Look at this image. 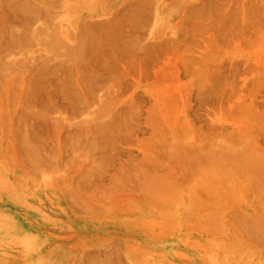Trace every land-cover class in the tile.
I'll return each mask as SVG.
<instances>
[{
    "label": "rangeland",
    "instance_id": "374dc122",
    "mask_svg": "<svg viewBox=\"0 0 264 264\" xmlns=\"http://www.w3.org/2000/svg\"><path fill=\"white\" fill-rule=\"evenodd\" d=\"M0 4V264H264V0Z\"/></svg>",
    "mask_w": 264,
    "mask_h": 264
},
{
    "label": "bare ground",
    "instance_id": "6f19581e",
    "mask_svg": "<svg viewBox=\"0 0 264 264\" xmlns=\"http://www.w3.org/2000/svg\"><path fill=\"white\" fill-rule=\"evenodd\" d=\"M15 1H16V0H15ZM8 2H9V1H8ZM11 2H12V1H11ZM17 2H18V1H17ZM25 2H26V1H25ZM6 3H7V2H6ZM19 3H20V2H18V4H19ZM41 3H42V2H41ZM1 4H2V3H1ZM1 4H0V5H1ZM12 4H13V2H12ZM18 4H15V5H17L19 9H20V7H21L20 4H21L22 7H23V8H22L23 13H21V12L19 11L20 14H25L24 12L26 11L25 8H27V4H26V6H24V2H23V3H20L19 5H18ZM4 5H5V7H6L7 5H10V4L8 3L7 5H6V4H4ZM13 6H14V5H13ZM17 6H16L15 8H17ZM11 7H12V5H11ZM11 7H10L9 12L12 11V10H14V11H12V12H16L17 14L19 13V12H17V11H18V8H17V9H12V10H11ZM24 7H25V8H24ZM12 8H13V7H12ZM0 9H1V8H0ZM6 9L8 10V9H9V6H8V8H6ZM23 9H25V11H24ZM27 9L29 10L28 12H30V13H32V12H31L32 10H34L33 13L35 12V8H34V9L31 8V6L28 7ZM36 9H37V8H36ZM15 10H16V11H15ZM20 10H21V9H20ZM30 10H31V11H30ZM37 10H38V9H37ZM258 11H259V10H258ZM4 12H5V11H4ZM28 12H26L25 15H28V14H29ZM0 13H1V12H0ZM38 13H39V12H38ZM20 14H19V15H20ZM229 15H231V14H229ZM229 15H228V16H229ZM17 16H18V15H17ZM30 16H31V14H29V17H30ZM33 16H34V15H33ZM35 16H37L36 13H35ZM35 16H34V18H35ZM29 17H28V18H29ZM226 17H227V16H226ZM31 18H32V17H31ZM35 19H36V18H35ZM38 19H39V17H38ZM29 20H30V19H28V21H29ZM32 20H33V19H32ZM22 21H24V19H23ZM35 21H36V20H35ZM32 22H34V21H32ZM22 23H23V22H22ZM25 23H26V22H25ZM25 23L23 24L24 26H26ZM86 25H87V24H86ZM28 26H29V25H28ZM89 26H90V25H89ZM85 27H86V26H85ZM38 28H39V27H38ZM56 28L59 29V27H57V26H56ZM83 28H84V26H83ZM92 28H93V27H92ZM92 28H89V29H92ZM12 29H13V28H12ZM28 29H29V28H28ZM30 29H31V28H30ZM32 29H33V28H32ZM32 29H31V30H32ZM81 29H82V28H81ZM87 29H88V27H87ZM89 29H88V32H89ZM96 29H97V27H96ZM18 30H19V28H18ZM18 30H16V31H18ZM31 30H30V31H31ZM33 30H34V29H33ZM36 30H37V29H36ZM38 30H39V29H38ZM40 30H41V29H40ZM16 31H14V32H15V35H16ZM19 31H20V30H19ZM43 31H45V30H43ZM54 31H55V27H54ZM54 31H51V33L54 32ZM56 31H57V30H56ZM81 31H82V30H81ZM83 31H85V30L83 29ZM91 31H92V30H91ZM23 32H24V31H23ZM37 32H38V31H37ZM59 32H60V30H59ZM93 32L96 33V31H94V29H93ZM34 33H36L35 30H34V32H33V35H34ZM49 33H50V32H49ZM54 33H55V32H54ZM56 33H57V32H56ZM31 34H32V33H31ZM36 34H37V33H36ZM52 34H53V33H52ZM82 34H83V32L81 33V35H82ZM84 34H85V33H84ZM84 34H83V35H84ZM37 35H40V33L37 34ZM37 35L34 36V40L36 39ZM42 35H43V34H42ZM42 35H41V36H42ZM50 35H51V34H50ZM54 35H55V34H54ZM57 35H58V33H57ZM88 35H90V34H88ZM21 36H24V34L21 33ZM21 36H20V37H21ZM41 36H40L41 39H39V40L43 41V40H44V37L42 36V37H43V38H42ZM55 36H56V35H55ZM84 36H85V35H84ZM84 36H83L82 38H84ZM94 36H95V35H94ZM96 36H97V35H96ZM99 36H101V35H99ZM14 37H15V36H14ZM27 37H29V36L26 35V38H27ZM38 37H39V36H38ZM86 37H87V36H86ZM89 37H90V36H89ZM92 37H93V36H92ZM18 38H19V36H18ZM56 38H57V37H56ZM56 38H54V39H56ZM95 38H97V37H94L93 39H95ZM99 38H100V37H99ZM14 39H15V38H14ZM20 39H22V37H21ZM42 39H43V40H42ZM51 39H52V38H50V40H51ZM79 39H80V38H79ZM88 39H89V38H88ZM88 39H87V40H88ZM100 39H101V38H100ZM36 40H37V39H36ZM39 40H38V41H39ZM45 40H46V39H45ZM52 40H53V39H52ZM56 40H57V39H56ZM56 40H54V41H56ZM59 40H62V39H59ZM85 40H86V39H85ZM95 40H96V39H95ZM22 41H23L24 43L26 42V41H24V40H22ZM22 41H19V42L21 43ZM32 41H33V40H32ZM54 41H52V43H53ZM57 41H58V40H57ZM62 41H63V40H62ZM80 41H82V40H80ZM98 41H99V40H98ZM14 42H16L15 44H18V43H19V42H17V40L14 41ZM29 42H30V41H29ZM46 42L48 43L47 40L45 41V43H46ZM58 42H59V41H58ZM63 42H64V41H63ZM83 42H84V41H83ZM83 42H82V43H83ZM86 42H87V41H86ZM100 42H101V41H100ZM100 42H99V43H100ZM50 43H51V41H50ZM52 43H51V44H52ZM56 43H57V42H56ZM56 43H54V44H56ZM88 43L90 44V42H88ZM93 43H95L94 40H93ZM22 44H23V43H22ZM54 44H52L53 47H54ZM59 44H60V43H59ZM86 44H87V43H86ZM95 44L97 45V43H95ZM95 44H92V45H95ZM23 45H24V44H23ZM56 45H57V44H56ZM80 45H81V44H80ZM84 45H85V44H84ZM87 45H88V44H87ZM92 45H91V46H92ZM20 46H21V44H20ZM62 46H64V45H62ZM114 46H115V45H114ZM51 47H52V46H51ZM57 47H59V45H58ZM91 48H92V47H91ZM93 48H94V47H93ZM56 49H57V48H56ZM77 49H78V48H77ZM87 49H88V48H87ZM94 49H95V48H94ZM57 50H58V49H57ZM79 50H80V49H79ZM89 50H90V49H89ZM75 51H76V50H75ZM83 51H84V50H83ZM86 51H87V50H86ZM68 52H70V50H68ZM72 52H73V51H72ZM72 52H70V53L72 54ZM95 53H96V51H95ZM76 54H78V51H77ZM76 54H75V52H74L73 55H76ZM73 55H72V56H73ZM80 55H81V54H80ZM95 55H96V54H95ZM76 56H77V55H76ZM78 57H79V55H78ZM56 59H58V57H57ZM72 59H73V57H72ZM74 59H75V57H74ZM79 59L81 60V58H79ZM84 59H85V58H84ZM93 59H94V58H93ZM54 60H55V59H54ZM0 61H1V60H0ZM52 61H53V59H52ZM81 61H82V60H81ZM81 61H80V62H81ZM48 62H49V61H48ZM75 62H76V61H75ZM83 62H84V61H83ZM90 62H92V61H90ZM81 64H82V63H81ZM81 64H80V65H81ZM88 65H89V64H88ZM77 66H78V65H77ZM79 67H80V66H79ZM82 67H83V66H82ZM84 67H85V66H84ZM45 69H46V67H45ZM53 70H54V68H53ZM57 71H58V70H57ZM54 72H55V71H54ZM75 73H76V72H75ZM89 79H90V77H89ZM95 80H96V79H95ZM93 81H94V80H93ZM78 82H79V81H78ZM83 83H84V82H83ZM73 90H74V88H73ZM89 91H90V90H89ZM78 93H79V91H78ZM79 95H80V94H79ZM77 98H78V97H77ZM78 99H79V98H78ZM9 107H10V106H9ZM10 112H12V111H10ZM0 117H1V116H0ZM4 117H5V116H4ZM4 122H5V121H4ZM0 123H1V122H0ZM1 127H2V126H1ZM0 130H1V128H0ZM3 130H4V129H3ZM21 132H22V131H21ZM21 132H20V133H21ZM23 132H24V131H23ZM97 132H98V131H97ZM109 132H110V131H109ZM13 133H14V132H13ZM8 135H9V134H8ZM21 135H22V134H21ZM27 136H28V135H27ZM160 136H161V135H160ZM23 138H24V137H23ZM25 138H26V137H25ZM2 139H3V138H2ZM2 139H1V140H2ZM112 139H113V138H112ZM1 140H0V141H1ZM26 140H28V138H27ZM153 140H154V139H153ZM24 141H25V140H24ZM164 141H165V140H164ZM21 142H23V141H21ZM30 142H31V141H30ZM30 142H29V143H30ZM149 142H150V141H149ZM163 143H164V142H163ZM24 144H25V143H24ZM107 144H108V142H107ZM152 144H154V143H152ZM22 145H23V144H22ZM29 145H30V144H29ZM36 145H37V144H36ZM36 145H35V146H36ZM167 145H169V144H167ZM33 146H34V145H33ZM170 146H171V149H172V145H171V144H170ZM28 147H29V146H28ZM164 147L166 148V145H165ZM167 147H168V146H167ZM15 148H16V147H15ZM32 148H33V147H32ZM32 148H31V149H32ZM169 148H170V147H168L167 149H169ZM6 149H7V148H6ZM6 149H5V153L7 154ZM23 149L25 150V148H23ZM23 149H22V150H23ZM27 149L29 150V148H27ZM37 149H38V148H37ZM33 150H35V149H33ZM33 150H31V151H33ZM178 150H179V149H178ZM25 151H26V150H25ZM31 151H30V152H31ZM35 151H37V150H35ZM0 152H1V151H0ZM17 152H19V151L17 150ZM21 152H22V151H21ZM26 152H27V151H26ZM30 152H28V153H30ZM1 154H2V153H1ZM1 154H0V155H1ZM26 154H27V153H26ZM30 154H31V153H30ZM34 154H35V152H34ZM41 154H42V153H41ZM4 155H5V154H4ZM32 155H33V153H32ZM99 155H100V154H99ZM21 156H22V155H21ZM25 156H26V155H25ZM29 156H30V155H29ZM157 156H158V155H157ZM4 157H5V156H4ZM19 157H20V156H19ZM27 157H28V155H27ZM34 157H35V155H34ZM145 157H146V156H145ZM147 157H148V156H147ZM247 157H249V156H247ZM252 157H253V156H252ZM252 157H250V158H252ZM6 158H8L7 155H6ZM153 158H154V157H153ZM10 159H11V158H10ZM33 159H34V158H33ZM33 159H32V161H33ZM36 159H37V158H36ZM42 159H43V158H42ZM100 159H101V158H100ZM107 159H108V158H107ZM149 159H150V157H149ZM7 160H8V159H7ZM19 160H20V162L18 161L17 163L22 164V163H21V159H19ZM44 160H45V159H44ZM46 160H47V159H46ZM23 161H24V160H23ZM23 161H22V162H23ZM27 161H28V159H27ZM32 161H28V163H29V162H32ZM109 161H110V160H109ZM145 161H146V160H145ZM156 161H157V160H156ZM24 162H25V161H24ZM40 162H41V160H40ZM40 162H38V163L40 164ZM42 162H43V161H42ZM104 162H105V161H104ZM148 162H149V161H148ZM153 162H154V161H153ZM9 163H10V161H9ZM26 163H27V162H26ZM36 163H37V160H36ZM145 163H147V162H145ZM145 163H144V164H145ZM248 163H249V162H248ZM258 163H259V162H258ZM24 164H25V163H24ZM39 164H38V165H39ZM144 164H143V165H144ZM150 164H151V163H150ZM152 164H154V163H152ZM152 164H151V165H152ZM255 164H256V163H255ZM255 164L253 163V165H255ZM3 165H4V164H3ZM27 165H28V164H27ZM29 165H30V164H29ZM35 165H36V164H35ZM44 165H45V164H44ZM157 165H158V164H157ZM247 165H248V164H247ZM32 166H33V165L31 164V167H32ZM144 166H146V165H144ZM255 166H257V165H255ZM23 167H24V165H23ZM28 167H29V170H30V166H28ZM41 167H42V166H41ZM141 167H142V166H141ZM152 167H153V166H152ZM250 167H251V166H250ZM39 168H40V165H39ZM142 168H143V167H142ZM150 168H151V167H150ZM19 169H20V168H19ZM26 169H27V168H26ZM32 169H35V168H32ZM253 169H255V168H253ZM256 169H257V167H256ZM15 170H16V168H15L13 165H12V166H8V165H7L6 167H5V166L0 167V182H1L0 185H2V188L0 187V191L2 192L1 195L8 196V197H11V198H14V196H13V194H12V192H13L12 188L15 187V184H16V182H15V178H17V176H18V174H17L16 172L19 171L18 169H17L16 171H15ZM29 170H28V172H29ZM142 170H143V169H142ZM37 171H38V169H37ZM35 172H36V170H35ZM30 173H31V171H30ZM32 173H34V171H33ZM118 173H119V172H118ZM145 173H146V172H144V174H145ZM156 173H157V172H156ZM160 174H161V173H160ZM145 175H146V174H145ZM22 176H23V174H22ZM119 176H120V175H119ZM121 176H122V175H121ZM146 176H147V175H146ZM117 177H118V176H117ZM148 177H149V176H148ZM13 179H14V182H13ZM113 179H114V178H113ZM116 179H117V178H116ZM155 181H157V180H155ZM159 181H160V180H159ZM116 182H117V181H116ZM119 182H120V181H119ZM151 182H152V181H151ZM115 184H116V183H115ZM148 184H149V183H148ZM149 186L152 187L151 185H149ZM19 187H20V186H19ZM115 187H116V186H115ZM150 187H149V188H150ZM10 188H11V192H10ZM154 188H156V187H154ZM168 188H169V187H168ZM116 189H117V188H115V191H116ZM113 190H114V189H113ZM120 190H121V189H120ZM120 190H119V191H120ZM153 190H155V189H153ZM168 190H170V189H168ZM168 190H167V191H168ZM159 191H160V192L162 191V192L160 193ZM159 191H158V192H159V194H158L159 196H160V194H162V196L165 194V192H164V194H163V190L160 189ZM117 192H118V191H117ZM154 192H155V191H154ZM158 192H156V193H158ZM14 195H15V194H14ZM170 195H171V194H170ZM170 195H169V194H168L167 196L164 195V197L166 196V197H168V199H169V197H170L169 200L171 201L172 196H170ZM153 196H154V195H153ZM155 196L157 197V195H155ZM155 196H154V197H155ZM162 196H161L160 198H162ZM15 197H16V199H17L18 196L15 195ZM164 197L162 198V199H163V203H164V200L167 199L166 197H165L166 199H165ZM3 199H4V198H3ZM3 199H2V200H3ZM162 199H161V200H162ZM49 200H50V199H49ZM156 200H157V199H156ZM159 200H160V199H159ZM169 200H168V201H169ZM165 202H166V201H165ZM124 203H125V202H124ZM124 203H122V204L124 205ZM163 203H162V204H163ZM167 203H168V202H167ZM116 204H117V203H116ZM122 204H121V205H122ZM125 204H127V203H125ZM117 205H118V204H117ZM121 205H120V206H121ZM0 206H1V205H0ZM114 206H115V205H114ZM120 206H119V207H120ZM1 207H2V206H1ZM3 207H4V206H3ZM3 207H2V208H3ZM119 207H118L117 209H119ZM122 207H124V206H122ZM126 207H128V206H126ZM54 208H55V207H54ZM113 208H116V207H113ZM120 208H121V207H120ZM128 209L131 210L130 207H128ZM5 210H6V209H5ZM120 210H121V209H120ZM125 210H126V209H125ZM129 210H128V211H129ZM51 211H52V210H51ZM5 212H6V211H5ZM62 212H63V211H62ZM54 213H55V212H54ZM45 214H46V213H45ZM235 216H236V215H235ZM237 216H238V215H237ZM240 216H242V215H240ZM1 218H2V217H1ZM1 218H0V219H1ZM248 218H249V217H248ZM248 218H247V219H248ZM241 219H242V217H241ZM247 219H246V221H247ZM251 219H252V218H251ZM26 220H27V219H26ZM49 221H51V219L48 220V222H49ZM56 221H57V220H56ZM58 221L61 222L60 220H58ZM252 221H253V219H252ZM46 222H47V221H46ZM247 222H248V221H247ZM253 222H255V221H253ZM52 223H53V222H52ZM244 223H245V222H244ZM133 224H134V223H133ZM238 224H239V223H238ZM245 225H246V224H245ZM245 225H244V227H246ZM247 225H249V224L247 223ZM133 227H134V226H133ZM4 228H5V227H3V229H4ZM134 228H135V227H134ZM247 228H249V227L247 226ZM249 229H250V228H249ZM198 230H199V229H198ZM258 230H260V229H258ZM244 231H245V230H244ZM6 232H7V231H6ZM241 232H242V231H241ZM250 232H251V231H250ZM242 233H244V232H242ZM246 233H247V232H246ZM6 234H7V236H6V235H3V237L0 239V247H1V249H0V254L3 253V255H4V254H5V255H6V254H9V255H10V253H11V248H12V249H15L16 245L11 243L12 239H11V237L9 236L8 232H7ZM202 234H203V233H202ZM247 234H249V233H247ZM244 235H246V234H244ZM254 235H255V234H254ZM246 236H247V235H246ZM210 237L212 238V236H210ZM249 238H250V237H249ZM252 238H253V237H252ZM256 238H257V237H256ZM59 240H60V239H59ZM203 240H204V238H203ZM203 240H202V241H203ZM260 240H261V239H260ZM220 241H221V240H220ZM220 241L217 240V239H213V240H212V239L209 238V239H207L206 243L203 244V248H205V250H207V251H208V250H211V249H213V248H217V252H218L220 246L223 245ZM255 241H256V240H255ZM257 241H258V240H257ZM57 243H58V242H57ZM128 243H129V242H128ZM263 243H264V242H263ZM189 245H190V246H193V245H194V248H196L199 252H200V248L202 249V245H201L200 243H199V244H197V243H193V244H189ZM52 247H53V246H52ZM52 247H51V248H52ZM54 247H56V246H54ZM199 247H200V248H199ZM47 248H48V247H47ZM57 248H58V247H57ZM126 248H127V247H126ZM49 249H50V248H49ZM52 250H53V249H52ZM49 251H50V250H49ZM227 251H229V250H227ZM227 251H226V252H227ZM55 252H56V251H55ZM50 253H51V252H50ZM203 253H204V252H203ZM206 253H207V252H205V253H204L205 255L202 256V257H208V254H206ZM229 253H230V252H229ZM127 254H128V253H127ZM5 255H4V257H5ZM125 255H126V254H125ZM50 256H51V254H50ZM130 256H131V255H130ZM132 256H133V254H132ZM26 257H29V256L27 255ZM70 257H71V256H70ZM108 257H109V256H108ZM128 257H129V256H128ZM209 257H210V255H209ZM211 257H212V256H211ZM219 257H220V258H219ZM232 257H233V256H232ZM2 258H3V257H2ZM135 258H136V257H134L133 259H135ZM212 258H213V257H212ZM222 258H224V256H222ZM228 258H229V257H228ZM228 258H227V259H228ZM7 259H8V258H7ZM69 259H70V258H69ZM129 259H131V258L129 257ZM218 259H221V255H218V258H215V261L213 262V264H219V262H218L219 260H218ZM97 260H98V259H97ZM109 260H110V259H109ZM89 261H90V260H89ZM131 261H132V260H131ZM8 262H9V261H8ZM4 263H5V262H3L2 264H4ZM84 263H85V262H84ZM7 264H8V263H7ZM67 264H68V263H67ZM119 264H121V263H119ZM133 264H134V263H133Z\"/></svg>",
    "mask_w": 264,
    "mask_h": 264
}]
</instances>
